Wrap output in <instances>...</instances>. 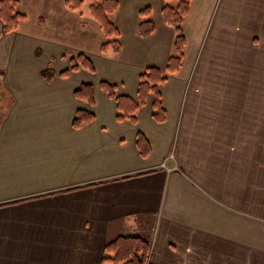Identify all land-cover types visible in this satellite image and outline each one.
<instances>
[{
  "label": "crops",
  "instance_id": "0c3cea01",
  "mask_svg": "<svg viewBox=\"0 0 264 264\" xmlns=\"http://www.w3.org/2000/svg\"><path fill=\"white\" fill-rule=\"evenodd\" d=\"M117 1L119 52L100 50L89 3L19 0L25 19L0 35V264H112L105 246L119 236L147 239L151 264H264V0H191L176 73L162 7L179 1ZM145 6L156 28L143 37ZM80 53L95 72L60 76ZM149 66L167 75L166 119L150 96L135 123L119 121L100 82L136 98ZM83 83L93 103L74 96ZM78 109L94 120L75 128Z\"/></svg>",
  "mask_w": 264,
  "mask_h": 264
},
{
  "label": "trees",
  "instance_id": "16d2710c",
  "mask_svg": "<svg viewBox=\"0 0 264 264\" xmlns=\"http://www.w3.org/2000/svg\"><path fill=\"white\" fill-rule=\"evenodd\" d=\"M168 1V0H166ZM178 5L173 7L166 3L162 7V16L166 24L175 28L176 36L174 40V53L168 58L165 71L167 73H176L179 71L184 57V46L186 37L182 27L184 17L190 10L191 0H178ZM85 3H89V11L92 17L100 24L105 36L100 50L106 52L112 49L114 52L121 50L119 41L120 32L116 25L110 20L109 15L114 13L119 6L117 0H64V4L71 10H81ZM19 0H0V20L2 22V33H10L16 30L26 15L19 10ZM151 9L145 6L139 11L140 22L138 24V33L145 37L155 31V24L150 19ZM84 68L90 72H95L93 61L85 54H78L71 58V65L59 72L60 76H67L73 70ZM55 72L51 67L42 71L46 78L54 76ZM167 75L165 72L155 66L146 67L139 75L136 98L129 95L119 94L117 85L107 81H101L100 87L107 95L116 101L117 114L119 121L129 120L133 123L137 121V111L146 104L148 98L153 96L152 117L163 122L166 119V109L162 103V94L160 85L165 82ZM74 96L79 99H85L89 103L94 102V85L83 83L74 91ZM95 118L94 113L85 109H78L72 119V125L79 128L92 122ZM136 145L143 157H147L151 152V146L148 139L141 132L137 133ZM150 243L147 239L134 236H119L109 241L105 246L103 262L112 264H151L148 261Z\"/></svg>",
  "mask_w": 264,
  "mask_h": 264
},
{
  "label": "built area",
  "instance_id": "2783aa9c",
  "mask_svg": "<svg viewBox=\"0 0 264 264\" xmlns=\"http://www.w3.org/2000/svg\"><path fill=\"white\" fill-rule=\"evenodd\" d=\"M172 157H173V155L171 154L169 157H167L165 160H163V162H162V166H164V167H166V169L168 170V171H170L171 169H173V166H171V165H168V162H169V160H171L172 159ZM175 167V166H174Z\"/></svg>",
  "mask_w": 264,
  "mask_h": 264
},
{
  "label": "rangeland",
  "instance_id": "374dc122",
  "mask_svg": "<svg viewBox=\"0 0 264 264\" xmlns=\"http://www.w3.org/2000/svg\"><path fill=\"white\" fill-rule=\"evenodd\" d=\"M88 6V4H85V7H87ZM1 96V95H0ZM8 103V100H6V99H3L2 97H0V111L2 110V109H4L5 107V105ZM3 107V108H2ZM3 111V110H2ZM1 113V112H0Z\"/></svg>",
  "mask_w": 264,
  "mask_h": 264
}]
</instances>
